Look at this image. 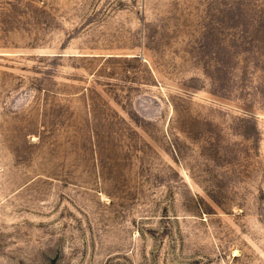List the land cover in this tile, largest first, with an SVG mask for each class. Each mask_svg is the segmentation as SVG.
I'll return each mask as SVG.
<instances>
[{"label":"rangeland","instance_id":"obj_1","mask_svg":"<svg viewBox=\"0 0 264 264\" xmlns=\"http://www.w3.org/2000/svg\"><path fill=\"white\" fill-rule=\"evenodd\" d=\"M0 264H264V0H0Z\"/></svg>","mask_w":264,"mask_h":264}]
</instances>
